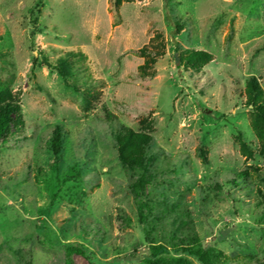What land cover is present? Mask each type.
Wrapping results in <instances>:
<instances>
[{
    "label": "rangeland",
    "instance_id": "rangeland-1",
    "mask_svg": "<svg viewBox=\"0 0 264 264\" xmlns=\"http://www.w3.org/2000/svg\"><path fill=\"white\" fill-rule=\"evenodd\" d=\"M35 1L0 0V84L20 107L0 146V264H65L66 246L92 256L73 264H147L140 174L114 138L123 127L154 138V237L176 223L229 264H264V152L248 92L255 78L264 96V0H43L32 41ZM68 53L83 57L65 84L44 59ZM252 167L260 177L238 178Z\"/></svg>",
    "mask_w": 264,
    "mask_h": 264
},
{
    "label": "trees",
    "instance_id": "trees-1",
    "mask_svg": "<svg viewBox=\"0 0 264 264\" xmlns=\"http://www.w3.org/2000/svg\"><path fill=\"white\" fill-rule=\"evenodd\" d=\"M42 8L43 0H36L29 11L31 15L30 20L33 25L31 32L32 41L40 33L39 16L42 13ZM177 23L175 22L178 26L179 23ZM188 54L195 61L208 59V56L205 54H197L192 51ZM78 55L68 53L64 58L59 59L54 64L44 59V64L50 70L58 73L65 84H69V79L75 77L74 74L83 57L81 56L80 59H75ZM181 59L183 61V56H181ZM189 66L194 67V63L191 64L190 62ZM257 84L255 78H251L248 82V92L251 95L254 106L252 109V133L258 142L260 150L264 152V96L262 89ZM82 87H84L82 95H85L88 91H92L91 86L87 84L82 85ZM7 95L9 96L7 99L0 98V146L1 141L9 134L12 124L15 122V116L20 111L19 105L10 96V90L7 86L0 84V97ZM63 138L62 128L57 127L50 141V151L55 158V162L59 161L61 157V152L64 148ZM114 138L119 150V160L123 167L133 172H139L140 174L139 180L132 186V193L137 204L139 221L143 225L146 235L145 241L149 243L148 248L150 253L143 258V261L147 264H194V261L199 264H229L228 258L224 257L213 245H204L197 234H185L183 228L176 223L171 224V230L166 237L153 236L155 228L150 225L153 208L145 195V184H149V180L151 179L150 166L153 163V158L148 154L154 140L152 131H141L137 133L131 128L123 127L114 135ZM238 142L242 153L247 155V158L252 157L254 152L248 142L243 138H240ZM199 155L203 163L208 165L205 151L201 147L199 149ZM258 172V168H248L241 171L238 174V178L248 180L254 173L257 175ZM257 177L260 176L257 175ZM233 182L236 184V181ZM65 253V264H73L71 257L75 253L87 257L89 260L92 259L91 254H88L84 249L77 246H66ZM254 264L263 263L256 261Z\"/></svg>",
    "mask_w": 264,
    "mask_h": 264
},
{
    "label": "water",
    "instance_id": "water-1",
    "mask_svg": "<svg viewBox=\"0 0 264 264\" xmlns=\"http://www.w3.org/2000/svg\"><path fill=\"white\" fill-rule=\"evenodd\" d=\"M175 61H176V65L178 66V65H179V59H178V57H177V54H176V56H175Z\"/></svg>",
    "mask_w": 264,
    "mask_h": 264
}]
</instances>
